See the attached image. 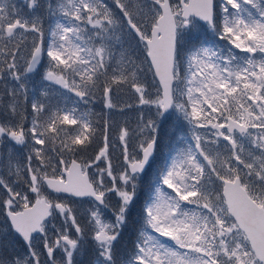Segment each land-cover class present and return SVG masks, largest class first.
<instances>
[{
	"label": "snow or ice",
	"instance_id": "snow-or-ice-1",
	"mask_svg": "<svg viewBox=\"0 0 264 264\" xmlns=\"http://www.w3.org/2000/svg\"><path fill=\"white\" fill-rule=\"evenodd\" d=\"M24 4L30 13L41 6L40 0ZM46 12L52 21L47 42L42 17L23 16L0 0V72L15 84L7 90L11 102L0 121V148L8 142L10 176L27 185L26 192L16 190L17 181L0 178L7 197L0 199L6 220L0 236L11 233L26 249L0 254V264H264V0H112L111 6L106 0H47ZM204 25L213 39L204 35ZM125 30L143 46L158 79L154 99L146 98L140 65L123 46ZM31 73L40 77V91L26 126L20 96ZM125 85L140 105L155 106L156 119L141 115L131 150L134 134L120 129L122 170L115 172L109 158L107 120L94 160L69 162L66 153L86 149L98 135L81 102L87 105L100 92L104 107L112 109L113 88ZM169 109L187 122L189 134L165 146L142 226L124 252L129 207L161 148L157 120ZM13 146L27 149L24 166L11 162ZM102 160L106 167L90 178L89 169ZM51 193L92 198L87 225ZM110 193L119 203L114 219L106 220ZM55 216L62 223L52 225L51 238L47 219ZM34 233L42 235L39 248Z\"/></svg>",
	"mask_w": 264,
	"mask_h": 264
},
{
	"label": "trees",
	"instance_id": "trees-1",
	"mask_svg": "<svg viewBox=\"0 0 264 264\" xmlns=\"http://www.w3.org/2000/svg\"><path fill=\"white\" fill-rule=\"evenodd\" d=\"M7 0V2L11 5H14L17 9H22V15L23 16H35L38 15L43 18V29L45 32V42L49 35V29L51 26V19L48 16L46 12V3L47 0H40L41 6L37 8L34 12H29L27 7L24 4V0L21 2L20 0ZM15 19V17H13ZM33 39V36L31 33L28 34V42L30 43ZM123 46L125 48L130 49V54L136 56V63L141 62V60H138L143 57V64L148 67L147 70L143 71V69L140 67V72L138 73L139 81L144 80L147 82V84L151 85L153 88L151 91L147 89L149 92L146 96L148 99L152 98L153 95L156 94V87L157 83L153 77L152 71L149 70V64L147 62V59L145 57V52L143 50V47H140V45L137 44V38H135L132 34L128 33L126 30L123 35ZM119 51V49H117ZM135 58V57H134ZM48 62L43 60V67L41 68V73L43 72V69L47 67ZM111 75V72L109 73ZM149 78V80L147 79ZM28 88L26 93H22L20 96V101L25 109L28 120L25 122L26 126H30L32 113H31V103L34 99H36L39 96L40 91V77L35 74H28ZM15 87L14 82L11 80V77L6 74V70L4 72H0V121L4 120L6 117L4 115V108L7 104L11 102V98L7 95V90ZM126 89V92H125ZM59 92H65L63 89H59ZM66 95L71 96V93H66ZM59 95V93H57ZM134 95V96H133ZM113 96V103L116 105V107L112 109H107L104 107V100L102 97V93L98 92L96 94V97L94 99H90L87 105H84L83 102L80 104V110L81 111H90L92 113L91 119L96 124L98 128V135L93 139L91 145L87 147L86 149H83L79 152H77L75 155L71 153H66L65 158L69 160L71 157L77 158L79 160L81 159H89L93 158L91 156V153L99 150L100 147L103 146V135H104V129L103 125L105 120L108 122V143L109 145L114 142V139L116 138L117 134L119 133L120 129L122 127H127L128 129H131L134 125L132 122H139L141 115H143V119L147 121L148 119H156V109L153 107L152 110L149 111V113L144 112L143 109H138L132 105H134L133 102L136 101V94L134 91L131 90V87L128 85L121 86L119 88L114 87L112 91ZM62 98V97H61ZM47 102V101H44ZM155 111V112H154ZM177 118L166 116L165 118L158 119L157 122H159V134H160V150L157 151L155 158L151 162V165L149 168L151 170H154L155 172L159 167L162 166L164 163V156L167 152L166 145L169 143L174 142V139L177 136V133L174 132L175 127H179L182 125L181 123L175 124L172 122L177 123ZM167 128L171 131H167ZM183 128V127H182ZM175 133V135H174ZM29 144H31V140L29 139ZM50 147V146H49ZM9 144L7 141L4 142V147L0 148V152L2 153L1 160L4 159V165L0 168V178L6 179L9 183L12 181H17L16 190L20 191H27V185L23 183V179L20 177H17L15 175L10 176V169H9V153H8ZM15 152V155H11V162L13 164H20L21 166H24L26 164V155H27V149L21 146H13V150ZM7 152L6 154H4ZM48 155L55 156V153H52L51 151L48 152ZM59 158L58 156L56 157ZM33 164H37L35 160H33ZM49 172H51V169H47ZM152 171H150L151 173ZM150 173L148 175L149 179L148 181H144V185L140 183L139 190L137 191L136 198L132 205L129 207L128 212V223L125 226L123 230V236L121 238V245L124 247L121 249V251L124 252H130V250L133 248L134 241L136 239L137 233L139 228L142 226L143 223V207L145 205L146 200L150 196ZM143 186V187H142ZM7 197L4 195V190L0 189V199H6ZM143 202V203H141ZM5 220L4 215V208L0 206V226H3ZM121 245H118L117 247L120 248ZM26 251L22 241L19 240L18 237H15L11 233H9L7 236H0V254H3L5 256L9 254H16L20 253L23 254Z\"/></svg>",
	"mask_w": 264,
	"mask_h": 264
},
{
	"label": "flooded vegetation",
	"instance_id": "flooded-vegetation-1",
	"mask_svg": "<svg viewBox=\"0 0 264 264\" xmlns=\"http://www.w3.org/2000/svg\"><path fill=\"white\" fill-rule=\"evenodd\" d=\"M20 1L22 2L23 0H20ZM16 2L17 1L15 0L14 3H16ZM106 2L111 6L112 0H106ZM173 2H175V0H173ZM202 31H203L204 35L207 38H209V39H213L214 38L213 33L211 32L210 29L207 28V25H204V29ZM215 42L218 45H220V46H226V42L225 41L216 40ZM234 51L236 52L237 55H245L244 53L240 52V50H234ZM177 121H178L177 123L176 122H172V123H175V124L181 123L183 125V128L175 127L174 132L177 133V136L174 139V141H176L181 136H185V135L189 134V127L190 126L187 124V122L184 121L183 119H178V118H177ZM157 123L159 124V122H157ZM167 131H171V130L167 128ZM200 131H203V130H200ZM132 133L134 134L135 138H132V137L129 138L130 150H131V146H134L137 143L138 139H139L138 125H137V128L135 130H133ZM171 143H172V141H171ZM225 144H226V142H224L223 140L220 141L221 149H223ZM120 147H122L121 151H119L117 146L114 145L113 142H112L109 145V149H108L109 158L111 159V162L113 164L114 170L117 173L120 170H122L123 145L121 144ZM98 151L99 150L91 153V156L94 157L98 153ZM6 153L7 152H5L4 154H6ZM165 154L167 155V152ZM11 155H15V152L12 151ZM1 157H2V153L0 154V161H1ZM94 158L81 159V160H79V162L87 163L89 160H94ZM163 160H164V158H163ZM105 164H106V161H105ZM33 166H36V165L33 164ZM149 167L147 168V171L143 174V176L141 178L140 183L142 185H144V181L145 180L148 181V179H149L148 175H149L150 171H152L150 173V180L153 179V177L155 175V171L151 170V168H149ZM89 176H90V178L95 179L93 173L91 172V168L89 169ZM106 183L108 184L109 187H111V184H110L109 181H106ZM217 183H218V186H219V182H217ZM139 189L140 188H138L137 191ZM48 191L50 192V190H48ZM50 198H52L54 200H64V201H66L69 204V206H71L74 209L76 217H77L78 221L80 222L81 226H86L87 225V220H88L87 213H88V210L93 206V200L90 197H83V198H78L77 197L76 198V197L66 196V195H63V194L51 193L50 194ZM30 199L34 201L35 196L31 195ZM106 203L108 204V207L103 209L104 218L106 220L114 219L113 212H114V209L116 207H118L119 198L115 195V193H110V194H108V196L106 198ZM141 203H143V202H141ZM18 209L16 208L15 210H18ZM4 212H5V210H4ZM61 223H62V220H61V218L59 216H55L54 218H48L47 219V226L49 228V233L48 234H49V236L51 238H54V233L51 231L52 225L56 224L57 227H59ZM42 243H43L42 235L38 234V233L33 234V244L39 248L40 246H42ZM59 254L60 253L58 252L57 255L59 256Z\"/></svg>",
	"mask_w": 264,
	"mask_h": 264
},
{
	"label": "rangeland",
	"instance_id": "rangeland-1",
	"mask_svg": "<svg viewBox=\"0 0 264 264\" xmlns=\"http://www.w3.org/2000/svg\"><path fill=\"white\" fill-rule=\"evenodd\" d=\"M47 42V41H46ZM141 58H139L138 60H141V62H137V64L138 65H140V67L143 69V71H145V70H147L148 69V67L147 66H145L144 64H143V62H142V60H143V57L142 56H140ZM135 59V58H134ZM43 60H45L46 62H48V58L46 57V55H45V57H44V59ZM136 60V59H135ZM43 71H44V69H43ZM148 80H149V78H147ZM150 81V80H149ZM141 83H143L144 85H145V87H146V89H148L149 91H151V89L153 88L150 84L148 85L147 84V82L146 81H144V80H141L140 81ZM132 91H134L133 89H131ZM125 92H126V89H125ZM148 91H146V96L148 95ZM136 94V93H135ZM134 96V95H133ZM136 98V101L135 102H133L134 103V105H132V106H134V107H136V106H138L137 108L139 109H143L144 110V112H146V113H149V111L150 110H152L153 109V107H155V106H153V105H140L139 104V102H138V100H139V95L138 94H136V97H134V99ZM147 98V97H146ZM155 98V95H153V97L151 98V99H154ZM112 99H113V96H112ZM150 99V98H149ZM186 99V98H185ZM155 112V111H154ZM175 113H177L176 112V110L175 109H171V111H170V113L169 114H175ZM138 123L139 122H132V124L134 125L131 129H129L130 130V132H133V130H135L136 128H137V125H138ZM120 132V131H119ZM118 137H119V133L117 134V136H116V138L114 139V142L115 143H113L114 145H116L117 146V148H118V150L119 151H121L122 150V147H120L121 146V143H120V141H119V139H118ZM0 154H1V152H0ZM96 156V155H95ZM94 156V157H95ZM93 157V158H94ZM4 165V159L0 162V168L2 167ZM97 167H99V168H104V167H106V164H105V161H97L96 162V164L91 168V172L93 173V175H94V177H95V173H96V169H97ZM165 188H166V186H165ZM31 195H33L34 196V194H29V196L31 197ZM17 208H19V207H17ZM3 223H5V221H3ZM162 239H166V238H162ZM170 242V241H169Z\"/></svg>",
	"mask_w": 264,
	"mask_h": 264
},
{
	"label": "water",
	"instance_id": "water-1",
	"mask_svg": "<svg viewBox=\"0 0 264 264\" xmlns=\"http://www.w3.org/2000/svg\"><path fill=\"white\" fill-rule=\"evenodd\" d=\"M149 62V64H150V61H148ZM153 74H154V72H153ZM156 80H157V83H158V79L156 78ZM72 160V159H71ZM70 160V161H71ZM67 195V194H66ZM74 197V196H73ZM79 198H82V197H79ZM35 200V199H34ZM21 210V209H20Z\"/></svg>",
	"mask_w": 264,
	"mask_h": 264
}]
</instances>
